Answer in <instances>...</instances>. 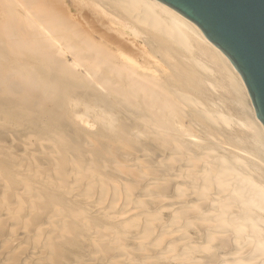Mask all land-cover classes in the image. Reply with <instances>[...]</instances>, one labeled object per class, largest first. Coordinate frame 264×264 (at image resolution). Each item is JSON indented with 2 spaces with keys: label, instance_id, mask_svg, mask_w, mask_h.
<instances>
[{
  "label": "bare ground",
  "instance_id": "1",
  "mask_svg": "<svg viewBox=\"0 0 264 264\" xmlns=\"http://www.w3.org/2000/svg\"><path fill=\"white\" fill-rule=\"evenodd\" d=\"M0 264H264V127L156 0H0Z\"/></svg>",
  "mask_w": 264,
  "mask_h": 264
},
{
  "label": "water",
  "instance_id": "2",
  "mask_svg": "<svg viewBox=\"0 0 264 264\" xmlns=\"http://www.w3.org/2000/svg\"><path fill=\"white\" fill-rule=\"evenodd\" d=\"M193 23L239 74L264 127V0H156Z\"/></svg>",
  "mask_w": 264,
  "mask_h": 264
}]
</instances>
